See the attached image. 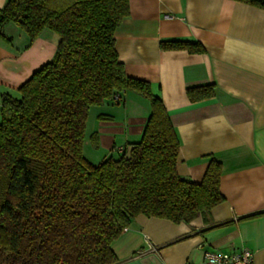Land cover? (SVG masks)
Masks as SVG:
<instances>
[{
	"label": "trees",
	"instance_id": "16d2710c",
	"mask_svg": "<svg viewBox=\"0 0 264 264\" xmlns=\"http://www.w3.org/2000/svg\"><path fill=\"white\" fill-rule=\"evenodd\" d=\"M264 8V0H239ZM128 0H7L3 26L29 38L58 36L50 60L0 99V264H119L112 243L137 215L189 223L221 203L222 165L199 182L177 173L179 139L149 82L128 76L114 31ZM201 51L199 42L161 41ZM212 84L187 87L191 101ZM126 91L150 104L140 138L94 163L83 154L89 110L121 103ZM98 119H110L101 113Z\"/></svg>",
	"mask_w": 264,
	"mask_h": 264
},
{
	"label": "crops",
	"instance_id": "0c3cea01",
	"mask_svg": "<svg viewBox=\"0 0 264 264\" xmlns=\"http://www.w3.org/2000/svg\"><path fill=\"white\" fill-rule=\"evenodd\" d=\"M128 2L129 14L114 31L118 59L163 101L179 139L177 173L199 182L211 159L220 162L224 200L189 223L137 215L112 243L119 264H201L206 250L242 249L264 264V8L239 0ZM2 34L0 99L50 60L58 42L44 29L28 45L13 23ZM167 40L203 49H162ZM203 84H212L214 95L191 101L187 87ZM90 112L87 158L98 163L140 138L150 104L126 91L121 103Z\"/></svg>",
	"mask_w": 264,
	"mask_h": 264
},
{
	"label": "built area",
	"instance_id": "2783aa9c",
	"mask_svg": "<svg viewBox=\"0 0 264 264\" xmlns=\"http://www.w3.org/2000/svg\"><path fill=\"white\" fill-rule=\"evenodd\" d=\"M201 264H255L253 253L248 249L223 252L206 250Z\"/></svg>",
	"mask_w": 264,
	"mask_h": 264
},
{
	"label": "rangeland",
	"instance_id": "374dc122",
	"mask_svg": "<svg viewBox=\"0 0 264 264\" xmlns=\"http://www.w3.org/2000/svg\"><path fill=\"white\" fill-rule=\"evenodd\" d=\"M93 108V107H92ZM93 112H90L89 113V120H88V123H87V129H86V135H85V137H86V140H85V142H84V147H83V154L86 156V157H88V158H90V159H92V157L89 155V145H87L88 144V136H89V131H88V128L90 127V125L93 123ZM89 123H90V125H89Z\"/></svg>",
	"mask_w": 264,
	"mask_h": 264
}]
</instances>
